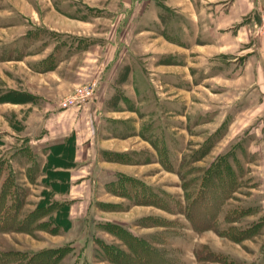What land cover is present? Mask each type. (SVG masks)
I'll use <instances>...</instances> for the list:
<instances>
[{
    "label": "rangeland",
    "instance_id": "obj_1",
    "mask_svg": "<svg viewBox=\"0 0 264 264\" xmlns=\"http://www.w3.org/2000/svg\"><path fill=\"white\" fill-rule=\"evenodd\" d=\"M203 1L0 0V264H264V0Z\"/></svg>",
    "mask_w": 264,
    "mask_h": 264
},
{
    "label": "trees",
    "instance_id": "obj_2",
    "mask_svg": "<svg viewBox=\"0 0 264 264\" xmlns=\"http://www.w3.org/2000/svg\"><path fill=\"white\" fill-rule=\"evenodd\" d=\"M74 138L73 137H70L67 141L63 142V143H57V144H51L50 147H48V151H49V154H48V160H47V163L44 165V171L45 173H62V172H65V170L61 171L58 169H51L53 166H57V167H65V168H69V167H72L75 163L74 161L71 159V155L70 158L67 157V155H65L66 153H74ZM72 153V154H73ZM73 156V155H72ZM59 161H62L63 164H60ZM58 162V163H57ZM223 168H225L224 165H221V167L219 168H216L215 169V174H222V173H216V172H219L221 171ZM66 176V174H65ZM213 173H206V176H205V182H206V185L209 186L211 183H213ZM238 180V176H236L235 178H233L229 183L228 185H230L231 187H233L234 185H236V182ZM67 185L65 182H58V181H54L52 184H50V189L54 192H57V191H65L67 189ZM206 185H202V187L198 190L195 191V195L192 194L191 195V199L189 198V203H188V206H187V209H186V212L190 215V213L193 210H195V206L197 205H201V201L204 200V198H206L207 196H209V188L206 187ZM51 191V192H52ZM49 196H46V200H48ZM214 198V196H212V199ZM145 203H148V205H152V203H149L150 201L147 200V201H144ZM22 205V204H21ZM53 204L50 205V203H46V201H42L41 204L38 206V209L36 211V213L34 212L33 215L35 216L36 214V219H39V222H40V219L42 218V216H38L37 218V214L39 211H42V210H46L48 208H50ZM18 203H17V206L15 207V213L13 214H9L7 215V217H4L5 219L2 218V226L1 228H4V229H8L9 227H11L13 230L12 231H27L26 230V225L29 226V228H33V229H37V228H40L43 226V224H45L47 227H46V230L52 232V233H56L57 230L59 228H63V229H68L70 227V221H69V218H68V206H66L65 204H61L59 205V207L56 209V214L55 216L53 217V220H49V221H45V222H41L42 224L40 225H35V221L34 220H30V216H23L22 219H17L16 220V216L17 213H18ZM2 210H0L1 212ZM50 209L47 211L49 212ZM2 213V212H1ZM44 216V215H43ZM191 220L194 222V217H193V214L191 215ZM190 218V216H189ZM198 220L197 218H195V221ZM6 221V223H5ZM6 224V225H5ZM6 226V227H5ZM50 226V227H49ZM198 226V225H197ZM206 227H210L209 226H206ZM205 228V227H204ZM212 228V226L210 227ZM11 231V230H10ZM238 240V239H237ZM134 242L136 243L137 246H142V242L141 240L139 239H135L134 238ZM130 247L132 245H129ZM143 247V246H142ZM134 253L136 255V251L134 250ZM146 259L144 258L142 261H145ZM32 262V259L25 263V264H31Z\"/></svg>",
    "mask_w": 264,
    "mask_h": 264
},
{
    "label": "built area",
    "instance_id": "obj_3",
    "mask_svg": "<svg viewBox=\"0 0 264 264\" xmlns=\"http://www.w3.org/2000/svg\"><path fill=\"white\" fill-rule=\"evenodd\" d=\"M89 88H91V87H89ZM88 87L85 89V91L84 92H82L81 93V96L78 98L77 97V99L75 100V99H69V100H67L64 104H63V106L65 107V108H69V107H72L74 104H76V102H85V101H87L91 96H92V94H93V91H94V89H89Z\"/></svg>",
    "mask_w": 264,
    "mask_h": 264
},
{
    "label": "crops",
    "instance_id": "obj_4",
    "mask_svg": "<svg viewBox=\"0 0 264 264\" xmlns=\"http://www.w3.org/2000/svg\"><path fill=\"white\" fill-rule=\"evenodd\" d=\"M205 2H208V4H210V3H213V6L215 7V3L216 2H218L217 0H204ZM203 1V2H204ZM219 1H221V0H219ZM222 1H227V0H222ZM210 7H212V6H206V10H207V14H208V11H210V9H208V8H210ZM168 8V7H167ZM169 9V8H168ZM170 10V9H169ZM172 10V9H171ZM219 10H222V9H220L219 8ZM195 17H197L196 16V14L194 15ZM193 16V17H194ZM209 35H211V33L209 34ZM210 38H209V43H216V40H215V36L213 35H211V36H209ZM210 39H211V41H210ZM212 40H213V42H212ZM108 42H106V41H103V40H101V39H96V41H95V45L94 46H99V45H102V44H107ZM172 45H174V44H172Z\"/></svg>",
    "mask_w": 264,
    "mask_h": 264
}]
</instances>
